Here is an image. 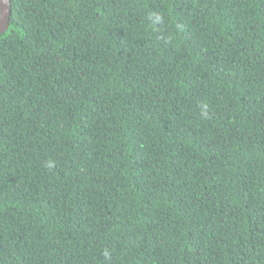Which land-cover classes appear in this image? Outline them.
Listing matches in <instances>:
<instances>
[{
	"label": "trees",
	"instance_id": "trees-1",
	"mask_svg": "<svg viewBox=\"0 0 264 264\" xmlns=\"http://www.w3.org/2000/svg\"><path fill=\"white\" fill-rule=\"evenodd\" d=\"M10 6L0 264H264V0Z\"/></svg>",
	"mask_w": 264,
	"mask_h": 264
},
{
	"label": "water",
	"instance_id": "water-1",
	"mask_svg": "<svg viewBox=\"0 0 264 264\" xmlns=\"http://www.w3.org/2000/svg\"><path fill=\"white\" fill-rule=\"evenodd\" d=\"M11 0H0V35L4 34L9 27Z\"/></svg>",
	"mask_w": 264,
	"mask_h": 264
},
{
	"label": "clouds",
	"instance_id": "clouds-1",
	"mask_svg": "<svg viewBox=\"0 0 264 264\" xmlns=\"http://www.w3.org/2000/svg\"><path fill=\"white\" fill-rule=\"evenodd\" d=\"M152 15L155 16L157 21L160 19L159 16H156V14H152Z\"/></svg>",
	"mask_w": 264,
	"mask_h": 264
}]
</instances>
